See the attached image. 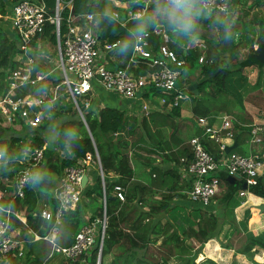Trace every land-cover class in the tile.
Segmentation results:
<instances>
[{"label": "trees", "instance_id": "1", "mask_svg": "<svg viewBox=\"0 0 264 264\" xmlns=\"http://www.w3.org/2000/svg\"><path fill=\"white\" fill-rule=\"evenodd\" d=\"M104 1L73 0V12L75 14L93 13L92 25H94L93 22L96 24L94 25L95 31L104 41H119L115 50L124 58L122 66L128 64L129 71L135 74H144L153 69L143 61L138 62L137 65L130 61L127 63L132 52L133 38L129 31L133 24L129 21L126 25L121 26L114 18L107 15L103 6ZM120 1L128 2V7L132 10H145L144 18L147 22L145 29H152L156 24L162 23L170 29V32H173L167 21L157 13V0ZM237 3L248 5L247 8H242L243 14L241 13L246 16L250 13L251 4L264 5V0H237ZM46 4L50 7L53 6L48 2ZM5 11L6 0H0V14ZM67 11L65 8L64 14ZM196 24L197 27L193 32L196 36H201L198 27L215 29L217 36L215 38L202 36L208 43L205 50L206 62L203 63L198 61L201 51L196 47L184 49L176 40L169 43L185 60L184 65L199 67L197 75L191 81L182 80L178 84L188 85L191 82H197V94L188 90L192 116L209 117L214 111L219 110L230 112L231 102L227 96L230 92L228 86L229 79L232 77L230 75L242 70L243 65H239L241 62L244 65L250 64V62L260 63V61H253L252 59L256 55L254 43L264 47V15L256 13L255 17L247 19L239 27L232 21L231 15L225 13L207 15L205 13L197 18ZM62 26H64V21ZM135 26L137 23H134ZM50 29L51 26L49 25L44 34L41 35V46L46 50L47 41L51 45L55 43L54 34L50 32ZM226 31L231 33V40H225ZM150 39L153 42V47L156 48L159 44L157 36L151 35ZM33 43L35 44V42ZM245 44L249 45L250 52L247 60L236 61L239 48ZM18 48L17 39L0 17V76L3 77V80L0 81V94L6 90L7 75L16 64L14 55ZM263 65L264 63H261V66ZM44 67L45 65L35 61L33 73L36 71L46 72ZM62 80L63 77L61 76L55 78L48 74L44 78L34 83H27L15 91V96H23L27 93L37 95L44 93L48 99H51L53 87L57 86V95L53 101L54 106L46 109L47 104L44 105L45 115L39 125L32 128L18 118H15L11 123L20 124L24 130L31 131L32 141L30 144L32 147H42L44 144V138L41 136L42 129L46 128L50 122L49 118L61 115L63 120L55 126V130L57 135L68 145L71 156H61L57 152H51L47 155L44 151V161L34 175L41 177L39 182L34 183L31 179V182L25 187L23 198L16 197L7 202L15 211L26 206L25 223L22 225L24 228L32 229V231L23 234L26 245L23 258L8 257L6 262L10 264H45L50 259L51 243L44 238H35L33 234L37 232L41 236L45 235L54 223V218L45 219L40 216V198L37 196V192L49 194V191L57 185V181H61L66 167L77 165L87 153L95 158V151H97L103 172V181L101 174L96 173L94 180L96 186L83 187L82 190L84 189L83 193L86 197L92 198L95 202L99 198L100 203L95 212L87 219L84 218V213L86 212L85 208L90 203L82 204V197L74 209L66 211L59 224L56 237L59 243H68L73 233L82 224L102 214L101 198L105 194L107 225L100 250V264H170L172 257L178 259L176 264H219L209 257H204V255L219 260L223 258L221 254L223 249L220 248L215 239L225 221L228 219L234 221L235 219L234 208L242 202L237 193L243 188L244 180L222 171L219 172L220 185L224 189L217 197L216 203L219 204L221 215L212 210L206 211L202 207H192L190 216L183 220V208L175 205L172 200L178 195L184 196L185 193H177L182 188L177 186L178 181L173 182L170 178L179 174L173 167V162H181L186 168L187 163L192 159L190 144L186 142L185 138L189 134L191 136L202 133V128L197 125L195 119H190L193 126L175 122L174 117L180 116V103L178 106H174L169 113L160 115L158 120L154 118L155 113L135 119V127L140 128L142 136L130 141L119 134L127 121L123 110L102 105H98L96 108H87L83 102L88 98L92 100V98L89 93H85L76 97L82 112L81 116ZM157 92L159 91L155 88L147 87L141 95L147 97ZM34 110L41 109L35 107ZM236 114L240 117L239 113ZM250 120L251 118L246 119L249 123ZM9 126L3 125L0 121V152L4 154L3 157L13 155L12 148L21 139L18 133L9 135L8 138H2L1 135L7 131ZM166 126L170 128L167 137L166 130L163 129ZM9 128L13 130L12 127ZM242 128L243 131H246L247 137L249 128ZM203 141L210 152L217 157L220 156L218 145L214 141L208 138H203ZM179 143L180 147H176ZM141 150L146 151L147 154ZM164 150H167L166 153H159ZM151 153H158L160 159L157 161V157ZM181 157L182 159H180ZM133 160H140L147 165L150 174H154V180L151 179L150 183H145L135 178ZM188 177L189 186L192 178ZM115 185L123 188V199H119L115 195ZM248 190L256 196H264V174L258 176L257 183L250 185ZM51 200L55 203L52 205L54 208L57 200L55 198ZM254 210L260 212L256 204L252 208V211ZM249 211L248 208L245 210L246 215L243 220H248ZM33 213L38 214L33 215ZM11 217L14 223L15 221L21 223L14 214H11ZM243 232L244 234L240 236V244L235 248V251L242 252L253 260V255L258 252V249H264V230L254 233L244 229ZM186 238L193 239L197 242V246L193 249V246L187 245L184 242ZM159 239L160 242L157 243ZM152 246H156V248L153 247L152 249ZM186 250L188 251L185 252ZM98 252L99 239H96L88 253L75 258L60 257L58 264H95ZM197 256L201 259L197 260ZM230 264H236V262L233 261Z\"/></svg>", "mask_w": 264, "mask_h": 264}, {"label": "built area", "instance_id": "2", "mask_svg": "<svg viewBox=\"0 0 264 264\" xmlns=\"http://www.w3.org/2000/svg\"><path fill=\"white\" fill-rule=\"evenodd\" d=\"M231 5L232 0H202L201 3V7L206 11L225 14L229 12ZM71 7L73 0H55L52 7L48 6L45 0H6V11L0 14V17L9 26L19 47L14 55L16 64L7 75L6 90L0 95V116L6 122L11 123L18 118L29 127H36L43 121L44 105L56 98L57 86L53 87L51 99H48L44 93L15 96V91L19 87L34 83L46 76L43 72L33 73V68L36 51H40L39 55L42 58H47V53L41 46V35L49 25L50 32L55 37L56 68L61 71L62 83L66 85L78 109L80 108L76 97L91 93L96 83L126 98H133L145 88L153 87L164 94L163 102H166L168 96V102L173 106H177L181 100L188 97L187 86L178 84L185 60L169 46L170 37L164 27L154 26L134 35L129 61L136 64L143 61L153 67L144 74H135L129 71L128 64L112 68L104 63L105 54L115 49L119 41L102 40L91 28L93 13L75 14ZM65 8L68 10L66 14H64ZM141 11L144 9L132 10L128 14L140 15ZM112 15L117 17L118 14L112 12ZM63 21L64 26H62ZM151 35L158 38L159 44L156 48L153 47ZM48 44L47 41L46 45ZM196 45L201 47L204 43L197 42ZM198 60L202 62L205 58L199 55ZM88 103L89 99H86L83 104L87 107ZM35 107H40L41 110L35 111ZM194 119L202 128V133L190 137L188 141L192 151V159L185 168L186 174L192 178L191 188L188 191L189 199L208 206L220 190L219 172L221 171L239 179L243 178L246 188L240 189L237 194L245 195L249 186L256 184L261 174L264 150L254 149L248 153L227 151L225 139L235 136L236 123L232 116L225 115L217 126L208 120V116H195ZM249 125L248 141L261 143L264 140V122L253 121ZM203 138H208L218 145L220 156L217 157L206 148ZM43 161L44 149L33 147L14 172L12 190L6 201L5 192L0 189V255L5 261L3 264H10L6 262L8 257H15L22 252V240L10 230L11 214L17 218L19 216L7 202L25 196V187L31 182ZM95 161L96 158L87 153L77 165L66 167L62 180L54 188L56 206L53 208L47 205L39 211L40 216L45 219L54 218L48 233L43 236L33 233L35 238H44L51 243L50 254L57 252L67 258H75L88 253L96 239H99V252L95 264L100 263V250L107 225L105 194L101 198L103 211L100 216L85 222L74 233L71 242L62 244L56 238L64 213L74 209L81 201V178L87 172L89 164ZM114 193L119 199L124 198L122 187L115 185ZM36 214L38 213H33ZM253 264H264V260Z\"/></svg>", "mask_w": 264, "mask_h": 264}, {"label": "crops", "instance_id": "3", "mask_svg": "<svg viewBox=\"0 0 264 264\" xmlns=\"http://www.w3.org/2000/svg\"><path fill=\"white\" fill-rule=\"evenodd\" d=\"M106 1L110 2L112 0H105V3H106ZM146 1H148V0H146ZM113 5H116V4H113ZM113 5H111V9H112L111 12L105 11V13L107 15H109L110 17L114 18L115 21H117L121 26L126 25V23H128L129 21L132 22L133 25L131 27V30L129 31L130 36L132 38H134V35L141 33L145 29V25L147 24L146 18H144L145 10L141 11L140 15H131V14H128V12L132 11V9L128 7V2H121L120 6L117 5L119 7H122L123 12L122 11L118 12L117 11L118 9L116 7L115 8L117 10H115ZM259 6H264V5H259ZM247 7H248V5H246V4H239V3H237V0H232V5L230 7V10L226 14L231 15V19H232L233 14H235L237 12V10L241 9V13L243 14L242 8H247ZM260 8H262V7H260ZM112 12H116L118 14L117 17H114L112 15ZM204 12L207 15L208 14H216L214 12H209L206 10H204ZM249 12H250V9H249ZM257 12H258V14L259 13L262 14V12H259V11H257ZM248 15H250V13ZM248 15H246V16L244 15L243 18L240 17L237 20L232 19V21L236 25L241 27L244 24V22L247 19H249V18H246V17H248ZM118 16H119V18H118ZM250 17L253 18V17H255V15L250 16ZM133 22L137 23V26L134 27ZM93 24L96 25L94 22H93ZM199 28H201V27H199ZM190 37L191 36H189L188 38H190ZM198 37L199 36L195 35L194 40L197 39ZM170 40L173 41V39H170ZM203 41H201V42L204 43V46L199 47L198 45H196V48H200V49L207 48L208 43H207L206 39L204 38ZM189 43H192V42H189ZM254 47L255 48L257 47L256 43H254ZM244 48H245V50L247 49V53L243 58H241V60L248 58L249 53H250L249 52V45L245 44V45L241 46L239 48V50L240 49L242 50ZM238 56H239V51L237 53L236 61L240 60ZM103 60H104V63L108 67H112V68L113 67H122V64L124 63V58L121 57L120 53L118 51H116L115 49L106 53ZM252 60L253 61L256 60L258 62L260 61V63H257L258 65L253 63V62H250V64H247V65H244L243 62H241V64H239V63H236V64L243 65V67L244 66L247 67V66H251V65H255L256 67H258V70L255 69L256 70L255 72L256 73L258 72V74H257V77L255 78V81L252 83L253 85L251 88H258L259 87V88L264 89V65L261 66V63H264V61L261 58L257 57L256 55H254ZM128 62H129V60L127 61V63ZM204 62H206V55H205ZM201 63H203V61ZM133 64L137 65L136 63H133ZM236 73H238V72H236ZM179 81L181 82L182 80H179ZM179 81H178V83H179ZM229 82H230V79H229ZM229 82H228V84H229ZM179 85H181V84H179ZM186 86H188V85H186ZM156 90H158V89H156ZM141 93H138L133 98H126V97L116 95L115 93L107 90L105 87H103L99 83H96L95 88L90 93L92 100L90 101V99H89V103L87 104V108H96L98 105H102V106L115 107L119 110H123L125 112L126 117H127V121L125 122L124 127L120 130L119 134L121 137H126L128 140L131 141L134 138L142 136V131L140 130V128L135 127V119H140L145 115H151V114L155 113L156 115H154V118L156 120H158V119H160V115H164V114L169 113L172 110V108L174 107L173 105H170V103L168 102L169 101L168 96H166L167 97L166 102L162 101V96H164V94L160 91L157 92L156 94H152V95H149L147 97L141 95ZM93 94H94V96H93ZM185 100H188V101H185ZM235 101H236V99H235ZM244 101H245V99H244ZM180 103H181L180 116L174 117L175 122H177L179 124H187V125L193 126L190 119L194 118V116H192V112L190 110L189 97L181 100ZM231 103H232V101H231ZM256 106H258V105H256ZM256 106H254L255 109H253V108L249 109L248 107L244 106L243 109L233 111L232 105H230V110H231L230 112L233 111V114L235 116H232L230 114V112H228L227 110L214 111L212 114L209 115L208 120L214 126H217L220 123V120L225 115H229V116H232L234 118V121L236 123L235 136L233 138H230V139H225V142L227 143V147H229V151L238 152V153H248L254 149L264 150V140L259 144L249 142L248 141L249 132L247 133V137H246V134H245L246 131H243V128H242V127H248L249 128L250 127L249 124L253 121L264 122V105L262 104L261 106H258L260 108L259 110H257ZM236 113H239L240 117H238ZM247 118H251L250 123H249V121H246ZM0 121L2 122L3 125L10 124L12 127H14L13 129H15L18 126L19 127L17 130L22 128L20 124L8 123V122H6L5 119L4 120L0 119ZM54 124H55V126L57 125V123H54ZM45 129L46 128L42 129V131H41V136L44 138V144L42 145V148L44 149L45 153H47V155H49L51 152H57L61 156H71L70 149H69L68 145L66 144V142L62 138H60L57 135L56 130L54 132L53 140L48 141L46 139V136H45ZM163 129L166 130V137H167L168 133L170 132V128L166 126ZM14 133H17V131L15 132L14 130H11V129L8 130L7 129V131L5 133H3L1 136H2V138H8L9 135H13ZM28 134H31V135H28ZM18 135L21 136V139L19 142L16 143L15 147L12 148L14 151L13 155L6 156V157H3L2 159H0V189H2L5 192V198L8 197V195L11 191L12 178L14 176V172L19 168L22 160H24V158L29 154L31 149H33V147L30 144L31 141L29 138V136L30 137L32 136V133L23 132V133H18ZM194 135H196V134H192L191 136L189 134V136L187 138H185L186 142H188L190 137H192ZM176 147H180V143ZM166 151L167 150H164V151L159 152V153L163 154V153H166ZM141 152H143L144 154H147V152L144 150H141ZM0 153H2V152H0ZM151 154L155 155V157H157V161L160 159V157L158 156L159 155L158 153H151ZM95 158H96L97 162L90 163L89 166L87 167V171H88L87 172V181H86L85 185L83 186L85 188L96 186L95 181H94L95 175H96V173H99V163H98L96 151H95ZM180 159H182V157ZM172 165L179 174H178V176L171 177L170 180L173 182L178 181L177 186H180L182 188V189L179 188L180 190H178L179 192H177V193H182V192L185 193L184 196L178 195L172 200L175 205H178V206L183 208V211H182V215L184 217L183 220H186L190 216V213H192V211H191L192 207H202L206 211L212 210V211L220 212L219 204L216 203L217 197L220 195V193H218V195H216L215 198H213V200H211V202L208 206H203L200 203L191 201L189 199V196H188V191L190 190L191 185L188 186L189 177H188V174H186L185 166L181 162H179V163L173 162ZM133 169L135 171L134 176L138 180H141L145 183H150L151 179L154 180L153 179L154 174L151 175L149 167L147 165H145L144 163H142L140 160H133ZM262 174H264V161H263V165L261 166V174L260 175H262ZM57 182H58L57 183V185H58L60 182L59 181H57ZM56 186H54L49 191V194L37 192V196H39V198H40L39 208L41 207V209H42L43 207H45L47 205H50L51 207L53 204L55 205V203H53V201L51 199L54 200V198H55L54 197V188ZM220 189L222 192L224 187L220 185ZM83 192H84V189L82 190V204L90 203L88 205L86 204L87 205V207L85 208L86 212L84 213V218L87 219L89 216H91L95 212L98 204L100 203V199L97 198L96 199L97 202H95L92 198L86 197ZM246 194H247V197H249L252 200V204L248 205L247 199L246 198L241 199L239 196V198L242 200V202H241V204H239L238 206H236L234 208V211H233L234 217H235L234 221H230L229 219L226 220L225 223L223 224V227L226 224H228L233 229V231H237V232L241 231L242 234H244V232H243L244 229L245 230L248 229V224L250 225V220L253 216V213L251 212V218L250 219H248L247 221L245 219L243 220L244 216L246 215L245 210L247 208L250 210L254 206V204L259 205L260 203H262L264 201V197L263 196H256L252 192H250L249 190L247 191ZM255 196L258 197L259 199L255 198ZM209 207H212V208L209 209ZM238 207H240V208L238 209ZM243 210H244V212H243ZM16 212H17V215L19 216L18 219L19 220L21 219L20 220L21 223H16V221L14 223L13 218L12 217L10 218V230L12 231V233L14 235H18L20 233L24 234L27 231H29V232L32 231V229L24 228V226L22 225L23 223H25L26 206H23L22 208H20ZM22 220H24V221H22ZM250 227H252V226L250 225ZM254 229H256V228H254ZM221 230H223V228H221ZM62 232L65 233L64 230H62ZM74 233H73V235H74ZM73 235L71 236V238L73 237ZM220 248L223 249L221 252V254L223 256V258L221 259V261H222L221 264H230L233 261H235L236 264H253V263H256L258 261L264 260V249L263 248H259L261 250H258V252L253 255V260L248 258L244 253L235 251V248H231L230 246L225 247V248L223 246H220ZM50 255H51V257L48 260V261H50L49 264H58L60 257H65L61 253H59V255H57V252H52ZM257 255L259 257H256ZM54 257H57V259L59 258L58 261L57 260L51 261V258H54ZM0 260L2 263L3 260H2L1 255H0Z\"/></svg>", "mask_w": 264, "mask_h": 264}, {"label": "rangeland", "instance_id": "4", "mask_svg": "<svg viewBox=\"0 0 264 264\" xmlns=\"http://www.w3.org/2000/svg\"><path fill=\"white\" fill-rule=\"evenodd\" d=\"M45 1L48 2L50 5H54V3H55V0H45ZM121 2L122 1H119V0H117V1L116 0H112L110 2L106 1V3H105V1H104L103 6L105 8V11L111 12V10H112L111 9V5L116 4V5H113L114 9L115 10L118 9L117 11L121 12L123 10L122 7H119ZM117 5H119V6H117ZM260 7H262V8H260ZM257 11L262 12V14L264 15V6H259V5H257V3L251 4L250 15H248V17H246V18H252L250 16H253L256 13H258ZM240 17L241 18L244 17L241 14V9L237 10V12L235 14H233V18L232 19L237 20ZM118 18H119V16H118ZM155 26L164 27L166 29V31L168 32L170 39L178 41L180 46H182L184 49L186 47H188L187 46L188 44H189V47H196V43L197 42L203 41V39L205 37H202V36H204V35L208 36V37H214V38L217 36V31L215 29H212V28L206 29V28H202V27L199 28L198 27L199 28V34L201 36H199L197 39L194 40L195 34L192 33L190 35H187V36H191V37L186 39L187 36H185L183 34H180V33L177 34V32H174V31L170 32V29L165 27L162 23H158ZM91 28L93 30H95L94 25H92ZM169 41L171 42V40H169ZM170 42H168V43H170ZM189 42H192V43H189ZM197 49H199L201 51L200 52V56H203L205 58V50H206V48L205 49L197 48ZM45 52L47 53V58H42L39 55L40 51H36L35 53L33 52L34 53V60L37 61V62L42 63L43 65H45L44 68H45L46 72H43V74H45V75H48V74L50 75L51 74V76L55 77V78L61 76V71L56 68L57 59H56V53H55L54 45H51L49 43L48 46H47V50L45 49ZM246 53H247V49L246 50H245V48L242 49V50L240 49L239 50V56H238L239 59L241 60V58H243L246 55ZM198 68L199 67H193V66H189V65H184L182 67V69H181V76L179 77V80L191 81L197 75ZM255 69L258 70V67H256L255 65H251V66H247V67L244 66L241 71H238V73H236V74L234 73L235 75L234 74L230 75V77L232 76L230 78V82L228 84V86L230 88L229 89L230 92L228 93L227 96H228L230 102L232 101V103H230V104L232 105V110L233 111L243 109L244 106L248 107L249 109L250 108L255 109L254 106H256V105H258V106H261L262 104L264 105V89L263 88H259V87L258 88H251L252 85H253L252 83L255 81V78L257 77V74H258V72L257 73L255 72L256 71ZM2 80H3V77L0 76V81H2ZM93 96H94V94H93ZM235 99H236V101H235ZM244 99H245V101H244ZM54 100H55V98L49 100L47 102V105H46L45 108L48 109V108H51L52 106H54V102H53ZM185 101H188V100H185ZM74 105H75V103H74ZM258 106H256L257 110L260 109ZM233 111L230 112V114L232 116H235L233 114ZM0 119L4 120L1 116H0ZM62 120H63V117L61 115H56L55 117L49 118L50 123L46 126V129H45V136H46V139L48 141H51L54 138V132H55V124L54 123L59 124ZM7 125H10V124H7ZM9 127H12V126L10 125ZM9 127L7 128L8 130L10 129ZM18 127L13 129L15 132L17 131V133H23V132H25V133L30 132L31 133V131L24 130L23 127L20 128L19 130H17ZM12 128H14V127H12ZM28 135H31V134H28ZM31 137L29 136L30 141H32ZM92 163H94V162H92ZM218 193H221V189L218 191ZM218 193L216 195H218ZM215 196L213 198H215ZM238 197H239V195H238ZM240 198L241 199L242 198H246L247 199V204L248 205L252 204V200L249 197H247V194L240 196ZM210 208H212V207H209V209ZM239 208L240 207H238V209ZM252 208L249 211L250 216L248 217V219L251 218V212H252L253 216H252V218L250 220V225L252 227H250V225L248 224V230H250V231H252L254 233H258V232H261V231L264 230V211H260V212H258L256 210L252 211ZM243 212H244V210H243ZM216 213L221 215L220 212H216ZM222 228H223V230H221L219 232L218 237L215 239V241L219 244V246H223L224 248L225 247H229V246L231 248H237L239 246V244H240V239H241L240 236L242 234L241 231H238V232L237 231H233V229L228 224H226L224 227L222 226ZM254 228H256V229H254ZM16 236H17L18 239L22 240V243H21L22 252H21L20 255H17V257H14V258H19V257L23 258V251H24V249L26 247L25 242H24V237H23V234H21V233L16 235ZM159 242H160V239L157 241V243H159ZM184 242H186L187 245L193 246V249L197 246V242H195L191 238H186ZM227 243H228V245H225ZM204 245H205V243H204ZM153 247H154V249L156 248V246H152V249H153ZM258 250H261V249H258ZM187 251L188 250H186L185 252H187ZM202 252H203V248H202ZM57 255H59V253H57ZM198 256H197V260L200 259ZM204 257H209V258L213 259L214 261H216L219 264L222 263L221 259L219 260L218 258H213V257L206 256V255H204ZM58 259H57V257H54V258H51V261H55V260L58 261ZM177 261H178L177 258L172 257L170 259L169 263L170 264H176ZM49 263H50V261H46L45 262V264H49ZM0 264H1V260H0Z\"/></svg>", "mask_w": 264, "mask_h": 264}, {"label": "clouds", "instance_id": "5", "mask_svg": "<svg viewBox=\"0 0 264 264\" xmlns=\"http://www.w3.org/2000/svg\"><path fill=\"white\" fill-rule=\"evenodd\" d=\"M201 3L202 0H157V13L167 21V23L173 29L174 32L187 36L195 31L197 27V18L204 14V10L201 7ZM225 40H231V33L228 31L225 32ZM78 111L82 113L80 109H78ZM2 158L3 153H0V159ZM32 179L35 183L39 182L41 177L37 175L34 176Z\"/></svg>", "mask_w": 264, "mask_h": 264}, {"label": "water", "instance_id": "6", "mask_svg": "<svg viewBox=\"0 0 264 264\" xmlns=\"http://www.w3.org/2000/svg\"><path fill=\"white\" fill-rule=\"evenodd\" d=\"M71 10L73 11V8L72 7H71ZM255 49H256V56L259 57V58H261L264 61V47H262L259 44V45H257V47ZM187 89L190 90L192 93L197 94L198 93L197 82H191V83H189L188 86H187ZM79 114L82 116V113L79 112ZM82 119H83V117H82ZM226 149L229 151V147H227ZM96 155L98 157V163H99V167H100V173L102 174L103 172H102L101 163H100V159H99V156H98V152L97 151H96ZM86 181H87V173H84L83 176H82V178H81V186L82 187L85 185ZM242 187L243 188H246L245 182H244V184H243ZM257 206L259 207L260 211H264V201L262 203H260L259 205H257ZM71 241H72V238L70 239V242ZM88 264H92V263H88Z\"/></svg>", "mask_w": 264, "mask_h": 264}]
</instances>
